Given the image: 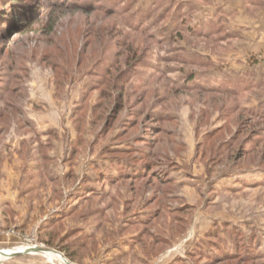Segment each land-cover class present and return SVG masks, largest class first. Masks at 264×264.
<instances>
[{
  "label": "rangeland",
  "instance_id": "rangeland-1",
  "mask_svg": "<svg viewBox=\"0 0 264 264\" xmlns=\"http://www.w3.org/2000/svg\"><path fill=\"white\" fill-rule=\"evenodd\" d=\"M219 1L0 0V264H264V32L230 26L264 7Z\"/></svg>",
  "mask_w": 264,
  "mask_h": 264
},
{
  "label": "crops",
  "instance_id": "crops-1",
  "mask_svg": "<svg viewBox=\"0 0 264 264\" xmlns=\"http://www.w3.org/2000/svg\"><path fill=\"white\" fill-rule=\"evenodd\" d=\"M251 4L254 3L258 6H262L264 7V0H235L233 4H228L225 2L226 1H219L218 4V8L219 9H224V11L229 12L230 14H228L229 16L233 15L236 16L237 14L241 13L242 11H244V3H248ZM227 15V14H226ZM260 18H257V16L255 17V20H251L250 22H248V20H246V18H242V21L239 20L240 17L237 16V18L234 22L231 23V30L232 31H238V33H240V38H244V39H250L251 37H254L255 35L258 37L260 36L261 33L264 32V13H260ZM250 23V24H248ZM247 25H250V29L249 31H246V27ZM263 31V32H262ZM5 241H7L9 244H3ZM0 244L2 246L5 245V247H9L10 245V240L8 238H2L0 237ZM8 245V246H7ZM1 250V249H0ZM13 250V249H11ZM14 252V250L12 251ZM51 252V251H49ZM54 253V252H52ZM37 255V254H36ZM35 254H30V253H24L15 257H11V258H7V259H12L15 260L14 264H22V262H26V261H30V256H36ZM51 264V263H50Z\"/></svg>",
  "mask_w": 264,
  "mask_h": 264
},
{
  "label": "water",
  "instance_id": "water-1",
  "mask_svg": "<svg viewBox=\"0 0 264 264\" xmlns=\"http://www.w3.org/2000/svg\"><path fill=\"white\" fill-rule=\"evenodd\" d=\"M47 251H50V250H46V249H43V248H37V247H33V248H27L25 249L24 251L22 252H19V251H14V252H11L7 258H11V257H15V256H18V255H21V254H24V253H30V254H41L43 252H47ZM51 252H55V251H51ZM0 253L1 254H4L3 253V250H0ZM56 253V252H55ZM68 264H71L67 261Z\"/></svg>",
  "mask_w": 264,
  "mask_h": 264
},
{
  "label": "trees",
  "instance_id": "trees-1",
  "mask_svg": "<svg viewBox=\"0 0 264 264\" xmlns=\"http://www.w3.org/2000/svg\"><path fill=\"white\" fill-rule=\"evenodd\" d=\"M70 1H78V0H70ZM112 12V11H111ZM121 50V49H120ZM191 80V79H190ZM191 82V81H190ZM234 88L233 87H229V90L231 91V90H233ZM136 172H138V173H136L135 175L134 174H132V176L134 177V178H137V176L136 175H138L139 174V171L138 170H136ZM121 173H124L125 175L124 176H128V177H130L129 176V174L128 173H126V172H121ZM133 177H131V178H133ZM240 259H245V258H248V257H244V256H242V255H237ZM222 257H226V258H228L229 256L228 255H225V256H222Z\"/></svg>",
  "mask_w": 264,
  "mask_h": 264
},
{
  "label": "bare ground",
  "instance_id": "bare-ground-1",
  "mask_svg": "<svg viewBox=\"0 0 264 264\" xmlns=\"http://www.w3.org/2000/svg\"><path fill=\"white\" fill-rule=\"evenodd\" d=\"M55 253V252H54ZM58 254V253H57ZM4 255V254H3ZM7 255V253L4 255V256H6ZM60 255V254H59ZM4 256H1V257H4ZM61 256V255H60ZM64 259V258H63ZM65 261H66V263H67V260L66 259H64ZM68 264V263H67Z\"/></svg>",
  "mask_w": 264,
  "mask_h": 264
},
{
  "label": "built area",
  "instance_id": "built-area-1",
  "mask_svg": "<svg viewBox=\"0 0 264 264\" xmlns=\"http://www.w3.org/2000/svg\"><path fill=\"white\" fill-rule=\"evenodd\" d=\"M27 248H30V247H27ZM27 248H25V249H27Z\"/></svg>",
  "mask_w": 264,
  "mask_h": 264
}]
</instances>
